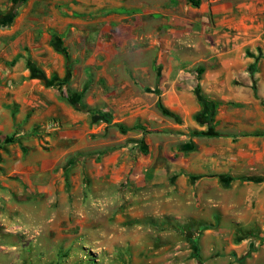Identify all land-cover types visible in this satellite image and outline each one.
<instances>
[{"label":"rangeland","instance_id":"1","mask_svg":"<svg viewBox=\"0 0 264 264\" xmlns=\"http://www.w3.org/2000/svg\"><path fill=\"white\" fill-rule=\"evenodd\" d=\"M17 1L0 0V106L17 115L15 130L6 137H14V141L6 143L3 136L5 139L0 144V147L12 144L14 150L10 152L9 159L0 161V264H264V157L256 160L255 164L244 159V164L250 163L254 170L250 171L245 166L242 175L229 173L222 178V185L229 186L228 201H235L244 195V210L250 203L259 208V217L255 221H226L221 224L219 210L210 211L204 207L202 199H198L197 195L202 197L204 191L203 187H198L195 195V203L199 207L197 212L205 218L212 213L211 223H201L192 218L196 211L191 209H183L188 216L179 223L171 213L172 204H167L166 200L173 197L175 201L178 198V188L183 186V179L187 178L190 184L203 176L165 175L164 169L171 161H174V167L186 171L195 163L202 162L200 157L205 141L202 139L199 144L194 143L193 132L203 130L174 127L177 120L159 107L157 112L149 115L162 113L164 120L159 122L153 118L148 123L147 152L132 157L144 170L143 174L148 175L147 169H160L156 177L159 187L152 198V207L141 208L140 203L126 197L128 190L132 191L135 185L134 170L138 166L130 160L127 162L128 159L125 161L126 168L122 166L123 161H118L113 169L115 174L104 176L106 166L102 155L81 147L79 152L67 154L47 172L39 171V175L30 176L17 171L21 164L43 166L47 156L31 152H46L52 158L55 153L49 141L58 137L59 131L55 129L65 126L60 116V111L63 113L61 108L57 109L55 116L31 126V96L34 93L43 96L44 91L51 90L59 100L68 103L59 90L60 85L68 83L64 93L85 91L81 99L84 103L85 99L96 96L95 90L99 89V85L106 88L105 82L98 80V75L102 77L110 65L98 64L97 60L92 62V57L97 53L98 45L103 46L115 38L114 32L107 26V19L121 12L116 5L118 1L130 2L135 26L131 32L133 56L125 71L133 74L139 68L148 76L168 74L172 78L175 75L171 61L174 42H185V48L180 51L187 56L208 54L213 45L218 50L222 49L219 43L225 38L232 39L237 33L235 28L231 31L227 29L230 32L227 36L219 31L221 24L230 25L229 20L237 21L238 26L248 31L245 37L261 36L260 46L251 45L243 51L245 57L253 59L248 64L250 73L264 71V0H202L199 8L192 7L187 0H165L164 9L150 14H145L147 0H101L100 4H95L94 0H25L17 10V16L10 21ZM226 9L231 11L228 16ZM187 18L192 22L188 23ZM56 37L69 49V60L51 46ZM99 50L104 56L108 55V49L100 47ZM102 53L100 58L104 60ZM31 62L45 75V79L33 77L28 68ZM185 69V72L194 73V81L202 79L203 68L198 63L191 62ZM69 72L71 77L66 81ZM258 103L264 109V100ZM221 108L223 112H232L231 115L224 114L229 115L232 121L228 122L229 126L217 129ZM241 108L234 103L221 104L215 119L216 130L227 135H243L248 125L254 122L263 125L259 114L250 118ZM241 125L244 127H239ZM199 127L207 130L206 126ZM77 132V144L86 146L94 143V132L86 138L81 129ZM164 135L169 137L166 143L162 140ZM255 141H258L264 156V137ZM227 143L218 142L215 146L234 155L237 149ZM249 143L244 142V148H249ZM185 145L191 147L181 148ZM56 157L60 158L59 155ZM146 178L145 182L151 184V179ZM236 181L240 185L233 187ZM29 184L31 204L35 206L31 213L36 215L30 222L21 218L14 221L12 209L5 199L6 193L16 185ZM97 184L110 185L105 186L113 195L100 196L97 202V191L93 192V189H99ZM39 186H50L51 197L49 193H39ZM60 192L67 194L65 209L59 200ZM250 195L253 198L247 200ZM47 197L51 202L47 200L49 204L46 207L40 206ZM99 202L102 204L99 205ZM56 211L64 213L52 220ZM47 213L49 218L43 220V215ZM79 213L83 214L82 221L81 217L77 219ZM93 217H98V222ZM215 231H221L222 236L215 238L212 234ZM241 243L247 245L242 254L235 248ZM254 252L258 254L252 258Z\"/></svg>","mask_w":264,"mask_h":264},{"label":"crops","instance_id":"2","mask_svg":"<svg viewBox=\"0 0 264 264\" xmlns=\"http://www.w3.org/2000/svg\"><path fill=\"white\" fill-rule=\"evenodd\" d=\"M94 1L95 4H100L101 0ZM164 1L165 0H147L145 3V14L164 9ZM116 5H119L118 7L121 12H118V14L116 13L113 17L109 16L107 19V26L114 32L115 38L112 41L105 42L103 46L98 45V51L92 57V62L97 60L98 64L107 63L110 65L108 71L102 73V77H100V74L98 75V80L102 79L103 82H105L104 86H106V88H103V85H99V89L95 90L96 96L87 98L84 102L91 109L111 113L114 117L113 123L109 125L102 120L93 121L90 114L75 110L66 101L59 100L51 90L44 91L43 93L45 95L43 96L34 93V95L31 96V112L33 111V115L31 114V126L55 116L59 108L63 109V113L60 111V116L65 126H63V129H55L59 131V135L58 137L55 136L51 138L49 141L50 144L53 145L51 148L52 152L55 153V155H52V158L50 157L51 155L46 154V152H31V154L37 153L47 156L45 162L43 161V166L33 167L31 165L25 166L21 164V166L16 169L17 171L20 170L27 174L29 173L30 176L38 174L39 171L47 172V170L50 168L52 169L54 164L61 161L67 154L79 152L81 147L102 155L106 166V173L104 176L115 174L113 169L116 168L115 165L118 161H123L122 166L126 168L125 161L128 159L127 162L130 160V162L135 163V166H138H136L134 170V173H136L135 185L132 191L128 190L126 197L131 199L132 202L140 203L141 208L142 206L152 207L154 206L152 198L155 193L157 194L159 187L156 185V177L159 175L158 171L160 169H147L148 175H146L147 173L143 174L144 170L140 164L132 160V157H139L143 155V152H147V146H149L146 139L148 123L151 122L153 118L159 122H163L164 120L162 113H156L155 116L149 114L157 112L158 107L161 111L162 108H165L175 113L183 120V123H174V127H190L192 129L204 131L205 128L199 127L200 124L194 120V115L202 109V105L194 92V89L200 85L203 94L209 99L218 101L222 104L234 103L236 105H241V109L246 113L245 116H249L250 118L256 117L257 114L261 116L263 125L254 122L246 127L247 130L244 131V133L264 130V109L263 106L258 103L264 100V71L256 70L254 73H250L248 71V64L253 61V59L251 57H245L243 51L244 48L251 45L260 46V41L262 39L259 35L255 36V38L245 37L248 31L238 26V23H236L237 21L229 20L228 23L230 25L226 23L221 24L219 31L224 32L227 36L230 32L226 30L230 29L231 31V28H235L237 33L235 36H232V39L225 38L223 42L221 41L219 43L222 49L218 50L216 46L213 45L210 47L211 51L208 54L187 56L180 51L181 48H185V42L183 40L174 42L172 45L173 56L171 57V61L173 69L175 70V75L172 78L168 74H161L155 77L152 75L148 76L139 68H137L133 74H129L125 71V68L127 63H131V56H133L131 32L135 26L132 22V7L129 1L125 3L118 1ZM230 12V9H226L225 11L227 16ZM175 14L178 15L177 12ZM262 20L264 23V15H262ZM187 21L188 23L192 22L190 18H187ZM262 29H264V24H262ZM257 30L259 31V27ZM100 47L108 49L107 56H104L103 53L100 52ZM101 53L104 60L100 58ZM262 60H264V58ZM191 62L198 63L199 66H202L203 76L201 80L194 81V73L185 72V66L190 65ZM227 113L231 115L232 112H223L222 108L220 109L218 116L219 126L217 129H221L223 126H229L230 123L228 122L232 121V118L229 117V115L224 116V114ZM16 118L17 115L15 116L12 110L0 106V144L3 143L7 135L14 132V122ZM242 126L244 127V125L239 127L243 128ZM79 129H81L84 138H86L88 134H93L92 132H94L95 140L92 145L85 144L86 146H81V143H76V139L79 138V132H77ZM228 135L229 136L226 137L210 138L194 136L193 142L196 144H199L203 140L205 141L204 152L200 157L202 162L195 163L192 167H189L187 171L174 167V161H171L170 164L165 167V175L177 174L185 177L186 175L193 174L195 177L203 176V178L194 180L190 182V184L187 178L183 179V186H179L178 188V198H176L175 201L173 197L166 200L167 204H172L170 210L171 213L175 215L177 222L181 223L180 221L188 216L187 214L185 215L183 209H191V211H196V214L192 216V218H196L195 220L201 223H211L213 218L212 213L208 214L207 218H205L200 216V213L197 212L199 207H197V203H195V195H197L196 192L198 187L204 188L203 196L197 195L198 199H202L204 207H208L210 211L216 208L219 210V215L215 214L214 216L218 215L221 224L226 221L235 223L253 222L255 218L259 217V208H254L252 203L247 205L244 210V195L240 196V198L235 201H228L226 199L229 186L226 185L227 187H225L222 185V178L229 173L235 176L242 175L245 166L247 168L249 167L250 171L254 170V167H250V165L255 164L256 160H262L264 157L257 145L258 141H255L257 138L261 137H244L241 136V133H230ZM3 136H5V138H3ZM172 137L173 133L170 138ZM182 137L185 138L186 136ZM162 140L166 143L169 141V137L164 135ZM233 140H235V142H233ZM218 142L224 144H228L227 142H229L231 146L237 149V152L234 155H229L225 150L216 148L215 143ZM244 142L251 143H249V148H244ZM11 151H14L12 144L6 146L3 144V147H0V161L9 159ZM57 155L60 156L59 159L56 157ZM244 159L248 161L251 160V164H244ZM138 160L142 161V158H138ZM1 165L0 162V166ZM45 166H48V168L45 169ZM146 177L151 179V184L148 185L145 182L147 179ZM219 180H221V183ZM238 182L239 181L233 182V187L239 186L240 184ZM105 185L110 186L108 184H97L96 187L99 189H93V192L97 191L98 194L96 195L98 196V198H96L97 202L101 199L100 196L111 197V195H113L111 190L109 191L106 189ZM37 190L42 194L49 193V197H51L52 189L50 186H39ZM173 190H175V187H173ZM49 197H47L43 205L40 206L46 207L49 204L47 202ZM181 197H183L184 200ZM252 198V195L246 197L247 200H251ZM5 199L12 209L11 216L14 221H19L21 218L30 222L33 215H36L34 212L31 213V209L35 208V206H33L34 204H31V184L21 187L16 185L14 189L7 191ZM66 199L67 194L60 192L59 200L64 209L67 208ZM180 199L183 201H180ZM143 201L148 202L142 203ZM101 204L102 203L99 202V205ZM59 213L62 214L64 212ZM60 214L56 211L51 219L53 220L59 217ZM48 215L49 213L46 215L44 214L42 217L43 220L49 218ZM80 217L82 221L83 214L79 213L77 215V219L79 218L80 220ZM51 219L49 221H52ZM93 220L98 222V217H95V219L93 217ZM212 234L215 238L217 237V239L222 236L221 231H215ZM246 247L247 245L245 243L235 246L240 254L244 252ZM180 253L184 254L183 251H180ZM256 254H258V252H254L252 258H254Z\"/></svg>","mask_w":264,"mask_h":264},{"label":"trees","instance_id":"3","mask_svg":"<svg viewBox=\"0 0 264 264\" xmlns=\"http://www.w3.org/2000/svg\"><path fill=\"white\" fill-rule=\"evenodd\" d=\"M24 1L25 0H18L16 2V5H15L14 10L12 12V15L10 17V21L12 20V18L17 16V10L22 6ZM187 1L194 8H199L201 6V3H202V0H187ZM51 46L54 48V50L56 52L62 54L67 60L70 59L69 49L63 45V43L59 37H56L55 40L54 39L52 40ZM16 60H17V58L14 60V62ZM28 68L31 70L34 78L45 79V75L37 69V67L35 66L34 63H32V62L28 63ZM200 72H202V70ZM70 77H71V74L69 72L67 77H66V81H69ZM67 85H68V83H63V85H60L61 87L59 90L61 92V96L64 97L75 110H77L79 112H84V113L90 114L92 117V120L95 122L102 120L109 125L113 123L114 117L111 113L106 112V111L91 109L85 103H83L81 101V99L84 96L85 91L80 92V93H76L75 91H70V92H68V94H65L64 90H65V87ZM194 92H195V95H196L198 101L202 105V109L194 115V119L201 126H206L207 130L206 131H194L193 136H209V137H226V136H229V135L223 134L221 132H218L216 130L215 119H216V115L218 112V108L222 103L209 99L207 96H205L203 94V91L201 90V88L199 86H197L194 89ZM162 111L165 112L167 115L174 117L177 120V122H179V123L181 122L180 117L177 116L175 113H173V112H171L165 108H162ZM241 136H244V137H250V136L251 137H264V130H258V131H254L252 133H245ZM13 141H14V137H8L5 139L6 143H12ZM191 145H185L181 148L186 149V148L191 147Z\"/></svg>","mask_w":264,"mask_h":264}]
</instances>
